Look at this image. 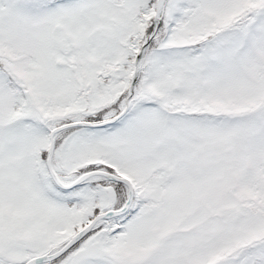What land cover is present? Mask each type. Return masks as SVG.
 <instances>
[{"label": "snow or ice", "instance_id": "obj_1", "mask_svg": "<svg viewBox=\"0 0 264 264\" xmlns=\"http://www.w3.org/2000/svg\"><path fill=\"white\" fill-rule=\"evenodd\" d=\"M0 264H264V0H0Z\"/></svg>", "mask_w": 264, "mask_h": 264}]
</instances>
